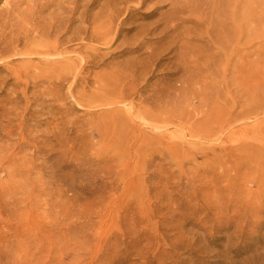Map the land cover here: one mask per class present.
<instances>
[{
  "label": "rangeland",
  "instance_id": "1",
  "mask_svg": "<svg viewBox=\"0 0 264 264\" xmlns=\"http://www.w3.org/2000/svg\"><path fill=\"white\" fill-rule=\"evenodd\" d=\"M71 1L0 0V264H264V0L233 45L208 0L46 35Z\"/></svg>",
  "mask_w": 264,
  "mask_h": 264
},
{
  "label": "bare ground",
  "instance_id": "2",
  "mask_svg": "<svg viewBox=\"0 0 264 264\" xmlns=\"http://www.w3.org/2000/svg\"><path fill=\"white\" fill-rule=\"evenodd\" d=\"M82 1H84V2L77 4V0H72L71 5H68V6H62L61 5L62 13L66 11L68 14H72V15L71 16H67V15L66 16H59L58 18H54L52 22L48 23V26L46 28L44 26V28H45L44 31H46V35L47 34L51 35L50 31L53 32L54 29L57 30L56 31L57 34H60V32H62V31L67 32L70 29V24L72 22V19L74 18L73 17L74 12L79 11L78 18H79V20L82 23V26L84 28L83 33H84L85 37H88V39H90V40H97L99 42L108 41L111 39L110 31L112 30L113 22L115 20V17L117 15L118 11H119V8L125 2L132 1V0H112L113 1L112 3H109V2L108 3H105V2L100 3L99 0H82ZM145 1L146 0H137V3L142 5ZM161 1L162 2H168L171 5V13L167 16V20H166L167 24L170 22H178L180 25L185 24L187 22V20L189 19L190 15L196 11L195 9L199 8V6H194V5H193L194 7H191V2H192V4L196 3V0H161ZM245 1H247V0H243V1L242 0H235V3L233 2L234 3L233 6L230 7V3L227 4L228 2L226 0H208V2L206 4H207V7L210 9L209 12H211V16L209 17L208 15H206L207 14L206 13L205 14L206 17L205 16L202 17V15L204 13L201 12L200 17L197 18L195 23L201 24V22H205V25H206L205 29H207L208 34L212 30V33H215L216 35L215 34L214 35L219 37V38L221 37L222 41L225 40L226 37H229L228 45L229 44L233 45V43H234L233 40L237 41L236 38H239V36H241V35L236 36V31L241 28L239 23L240 24L243 23V27L245 28V26H246V28H247L246 31L248 30L249 33H251L252 24H254V22H255L253 19V10H252L253 8L251 7V6H253L252 2H250L248 0V2H250V4H249L248 2H245ZM241 2L242 3L244 2V4H243L241 11H240V9H238V6L241 4ZM30 3H31V1H30ZM93 6H99V9L94 13H90ZM188 12H190V13H188ZM184 13H188L189 15L183 16ZM215 22H218V24H216V28L218 31L215 30V28H214ZM227 24L229 25V28H228V26H226ZM244 24H245V26H244ZM236 25H238V26H236ZM172 26H174V24H172ZM185 26H182V27H185ZM230 26H231V28H230ZM236 27H238V29H236ZM43 29H41V30L43 31ZM44 31H43V33H44ZM185 32L187 34L190 33V31L187 32V30H185ZM78 33H80L79 30H77L73 34H78ZM202 33H204V32L202 31ZM40 34H42V33L40 32ZM57 34L55 35V38H54L55 40L53 42H52V40L50 42L40 41V43L43 42V44H42L43 48H42V50H39V51L47 52V53L56 51L58 49V47H60V44H63V41L60 40V39H62L61 36L57 35ZM208 34H206L207 35L206 37H208V39H209ZM210 34H211V32H210ZM246 34L247 33H245V35ZM114 35H115V33L112 36L114 37ZM183 35H184L183 38H185L184 41L188 42L187 40L189 39V36H186L185 33H183ZM212 35L210 38H213ZM235 36H236V38H235ZM217 37H216V39H217ZM73 38H75L74 35H73ZM69 39H70V37H69ZM70 40H72V38ZM66 41L68 42L69 40H66ZM230 41H231V43H229ZM223 43H227V42H223ZM234 54H235V51L233 50V48H231L228 66L229 65H231V67L233 66L232 62H233V56L235 57ZM199 65L197 68H199ZM79 66H78V69H79ZM63 70L65 71V69H63ZM68 70H69V68H68ZM59 76L61 77L60 74H59ZM65 77H66V75H64V77H62V78L65 79ZM73 80H74V85H76L78 80L82 81L83 78H75L74 77ZM72 82H71V84H72Z\"/></svg>",
  "mask_w": 264,
  "mask_h": 264
}]
</instances>
